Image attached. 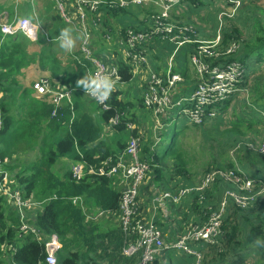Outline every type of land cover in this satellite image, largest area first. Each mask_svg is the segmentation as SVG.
Here are the masks:
<instances>
[{
	"label": "trees",
	"instance_id": "1",
	"mask_svg": "<svg viewBox=\"0 0 264 264\" xmlns=\"http://www.w3.org/2000/svg\"><path fill=\"white\" fill-rule=\"evenodd\" d=\"M61 1L64 7H67L65 10L68 12L69 20H65L60 14L57 0L52 1L55 13L51 15L46 14L48 10L44 7L42 0H25L26 9L20 7V15H27L32 21L43 22L44 27L39 26L38 36L34 41L19 33L14 36H6L1 42L0 91L2 95L0 98V119L2 125L0 127V171L9 173L6 183L12 189H20L24 197H31V199L40 203L39 208L34 210V219L29 221L36 226L41 238L37 239L31 233L20 235L19 216L12 210L11 205L6 202V198L0 194V264H46L44 240L50 234H56L60 243V248L56 253V264H137V255L127 257L122 253L126 241L132 239L133 236L125 233L120 221L119 201L122 185H120L118 179L89 174L76 179L71 175L70 168L61 176L57 175L52 169L53 165L58 164L59 157L73 153L75 147L80 148V153L74 151L72 161L79 160L92 165H99L106 156L114 155L117 151L123 150L129 135H137V129H127L124 122L130 120L138 124L137 116L131 109L134 105L144 107L141 97L136 98L134 101L123 98L119 87H114L106 100L109 108L102 109L101 105L97 104L100 110L99 117L106 125H108V119L115 113H124L119 124L110 127V130L113 131V136L110 137L113 141V147L106 142V137L103 136L105 139L101 138L102 130L100 126L85 110H82L78 116H69L65 119L66 113L70 114L72 109L78 107V102H72V97L75 94H84L83 91L79 92L76 89V80L88 73V68H92V62L82 48L73 49L70 52L61 51L58 48L60 55L57 54L55 49L57 40L55 39L60 37V27H57L55 34H50V38L45 39L47 29L49 31L55 30L54 26H51V22L57 18L73 22L76 25L75 29L79 31L81 44L83 42L79 19H71L70 17L75 12L74 0ZM192 1L201 3V0ZM35 2H38L40 7H38L39 13L34 16L32 5ZM186 3L191 5L188 0H186ZM70 5L71 8H68ZM115 6L102 3L98 8V12L101 11V13L96 35H99L98 39L102 44L104 43L102 39L110 43L109 51H112V46H115L112 41L106 40L102 34L109 30L113 35L114 24L111 23L110 19L114 20L117 25L126 28L132 25L123 24L122 19H117L128 15L130 11L141 10L140 6L129 8L119 4ZM4 7L8 9L10 12L8 14L12 18L14 14L13 5H8L0 0V11ZM86 12L89 13V11ZM149 12L150 10L147 13L149 14ZM89 15L96 17L99 13L92 12ZM133 27L140 28V26ZM120 33L121 28L117 31L118 35ZM41 38L44 39L41 40ZM95 41L98 40L93 42ZM232 41L240 43L238 49L240 54L226 56V59L239 60L243 68H247L251 62L255 64L264 63V23L255 19L253 29L245 32L235 25H227L216 48H223ZM31 64H37V70L45 73L44 75L47 74L53 86L72 88L73 93L70 100L56 107L48 94L40 95L34 89L25 86L24 69ZM117 69L119 79L115 84L130 80L131 72L126 62L118 61ZM248 82L249 77H245L241 85ZM252 90L253 85L250 84L248 90H243V93L248 91L251 98ZM253 94L257 95L258 102L251 99L254 106H258L259 102L264 101V89L258 88ZM84 95L87 100L93 101V99H89L88 95ZM232 100L233 108L239 107L241 104L251 108L244 100L237 99L234 96L223 101L218 109L223 111L229 108ZM259 107L262 106L259 105ZM54 108L56 112L52 115L51 111ZM188 121L190 124L186 123L187 125L184 124L177 129V131L183 130L182 136L185 128L190 125H200ZM221 121H226L225 118H222V113L218 114L216 118L204 121L201 125L208 122L216 126ZM251 126L252 121H248L245 125L247 129ZM61 128L64 131L61 136H57ZM126 131L128 132L127 140L122 136V133ZM222 131L231 134L239 130H237V127L232 126ZM158 134L160 140L157 142H155L154 132L148 135L146 139L140 137L139 159L148 164L146 176H150L153 180L149 179V181L154 182L155 186L160 188H167L172 183L177 184V181L174 182V180L178 179L185 183L189 182L186 181L189 176L184 174V170H180L181 174H178L176 170L177 168L182 169L185 163L183 148L179 147V145H182V141L179 139V143H177V133L175 131L171 133L166 147H163L162 144V132H158ZM28 146V149H31L32 152L35 151L33 155L22 162L21 168L14 167V164L10 167L14 155L20 151L26 152ZM57 167L58 169L61 168L60 165ZM214 167L221 168V170H233V163L229 162L227 166L215 164ZM261 170L263 171L261 172ZM261 170H259L261 172L260 178L264 180V169ZM174 172L182 178H176L167 184L174 177ZM211 189L206 190L204 200L199 201V198H195V201L189 204V211H181L184 218L193 222L200 220L203 222L212 210L217 209L216 204H211L208 201V198L211 197L209 193ZM148 194H150L148 187L143 185L140 196L143 195L142 198L148 201ZM214 196L217 195L214 194ZM73 197L79 198L76 203L72 202ZM137 200L140 216L149 219L147 205L146 207L145 204L143 206L139 201V196ZM178 206H180V203L176 204L175 207L178 208ZM171 207H173V204L168 202L166 205L167 210H170ZM192 207L194 213H197L194 216L188 215ZM100 210L104 211L101 216L87 218L89 215L94 216ZM238 210L236 208L235 212L238 213ZM152 212H156L154 223L161 228L164 238L168 240L160 225L162 215L159 209L155 208ZM173 215L174 213L171 212L170 216L167 215L163 219L174 221ZM226 215L227 213H222L221 232L216 243L198 242L192 244V246L197 247L196 249L201 254L200 263L204 258V250L208 247L206 255H211L217 264H225L226 253L240 243V239L237 238L240 228L234 222V215L233 213H230L227 217ZM256 219L260 221L258 212L256 213ZM253 227L254 229L259 228L258 225ZM183 229L180 227L172 228L169 240L175 239ZM259 231L260 233L255 234L254 232L253 235L256 241L264 240V230L260 228ZM169 256H174L175 259L185 258L193 260V262L196 260V257L192 254L177 249H168L156 255L147 264H169L171 263ZM229 263L226 262V264ZM175 264H178V262ZM208 264H211V261ZM237 264H239V261Z\"/></svg>",
	"mask_w": 264,
	"mask_h": 264
},
{
	"label": "rangeland",
	"instance_id": "2",
	"mask_svg": "<svg viewBox=\"0 0 264 264\" xmlns=\"http://www.w3.org/2000/svg\"><path fill=\"white\" fill-rule=\"evenodd\" d=\"M3 1L8 0H1V2ZM13 1L14 2H11V4H13L15 13L12 16L15 18H23L18 16L28 17L27 15H20V7L26 9L25 0ZM52 1L53 0H42L44 7L48 10V12L46 13L47 15L55 13ZM98 1L100 2V5L102 3L110 6L119 4L121 6H126L127 8L141 5V10L130 11L128 15H124L117 20L122 19L123 24L140 26V28L142 29L148 28L152 24L151 15L147 13L150 8L160 7L163 10L164 5V2H161L160 0H146L141 2L132 1L128 2L127 4H125V1L122 0V3L125 5L121 3V0ZM189 1L191 2V7H189L187 10L185 8L181 9V7H179V13L174 14V12H172L171 14H169L167 20L168 22H171L172 20L183 22L184 19L185 22L192 23L190 25L194 27L195 30L199 33V36L197 37L198 43L196 52L199 53L201 57L204 55H208L211 52L214 43L221 39L222 33L226 30L227 25H235L236 27H240L241 29H243L245 32L253 29L255 19L264 23V0H233L232 2L228 0H201V3L192 0ZM197 6H202V8H195ZM38 7H40V4H38V2L33 3L32 14L34 16L39 13ZM65 8L67 9V7ZM68 8H71V5L68 6ZM201 9L206 11L203 14L199 15ZM7 13L10 12L8 11ZM85 13L88 17L89 13ZM98 13L100 17L101 11ZM8 17L11 19L9 14ZM70 17L71 19H73L74 17L76 19L78 16L77 13L73 12ZM191 17H195L196 21L193 22ZM110 21L114 24V41H112V44H114L115 40L121 38L117 34V31L121 28V25H117L112 19H110ZM33 22L36 24V26L38 25V28L39 26L44 27L43 22H37L36 20H34ZM86 22L89 28L87 47L89 45L88 49L90 50V55L101 61H105L104 55L109 56L110 48L106 44H102L101 42H99V35L95 36V38H97L96 40L99 41L93 42V37L94 35H96V31L98 28L97 26L99 24H94L91 21L90 16L86 19ZM51 26H54L55 30L49 31V29H47L45 39L50 38V34H55V32L57 31V27H60L61 29L64 27H71L73 29V35L74 37H76V43L73 49L82 48L79 31L75 29L76 25L73 22L56 18L51 22ZM37 36L38 29L36 31L35 39H32V41L36 40ZM42 39L44 38H41V40ZM194 42L195 41L183 38H177L174 42H171L165 38L160 39L154 37L151 40H147L145 44L150 46L149 50H153L154 53L149 56L145 64L140 65V67L134 72L133 78L125 83H116L114 87H119L122 91L121 96L129 101H134L136 98L141 97L151 73H155L161 77L166 76L170 63L169 58L173 54L174 49L177 48L173 57L174 63L171 67V72H178L183 75V73L187 71V74L185 75V77H183L182 83L177 85H183L178 89L179 92H182L185 85H191L199 78V75L197 74L196 76H193V72H197V67L195 69V65L193 63H195L196 65L198 64V62H195L196 59L193 60L191 52L192 44ZM55 47L57 54L60 55L58 52L60 43L58 42ZM62 50L63 49H61V51ZM116 51V56L121 57V50L119 48H116ZM239 54L240 51L238 50L236 53H234V56H237ZM154 64H157V66H154ZM36 65L31 64L29 67L24 69L26 82L25 86L31 87V82H35L42 76H47V74L44 75L45 73L39 72ZM94 68L95 67L92 63V68H88L87 74H91ZM244 69V77H249L247 90L250 84L253 85L252 97L250 98L248 91L247 93H237L234 96L237 99L239 98L244 100L249 106H251V108L246 107L244 104H241L239 107L233 108V99L230 107L223 110L222 112L223 116L226 119L225 122L221 121L216 126L213 124H209L208 122L202 125L200 124L199 126L190 125L189 127L185 128L183 136V130L177 131V129L183 123L189 122L187 116L185 114L178 113V111H174L173 113H166V115L169 116L167 120L164 121L165 127H162L158 131L162 132V144L164 145L163 147H166L169 143L171 133L174 131L177 133V143H179V139L182 141V145H179V147L181 146L183 148L182 152L185 155V163L182 169L177 168L176 170L178 174H181L180 170H184V174L189 176L186 181L189 182L185 183L179 179L174 180L176 178H182L177 176L176 172H174V177H172V179L167 184L171 183L172 180H174V182L177 181V184L172 183L167 188H160L158 186H155L154 182L149 181L151 177L146 176L145 174L143 178V185L144 187H148V192L150 193L147 197L151 205H147V210L149 212V220L154 222V216L156 212H152L153 206H155L156 209H159L162 217H164V213H166L165 208L169 202V198L164 197V193L167 192L171 195H175L177 194L179 189L185 187L200 186L203 179L209 178L211 182L206 188H203L201 190H193L187 194H184L179 200L180 206H178V208L181 207L180 211H189V204L194 202L195 198L204 196L206 190L212 188L209 192L211 194V197L208 198V201L211 204H216V211L221 210V214L223 212L227 213V215L233 213L234 222L238 226V228H240V232L237 235V238L240 239V243L234 246L232 250L228 251V253H226L227 255L225 254V264L226 262H230L229 264H237L238 261L239 264L242 262V264H264V240L256 241L253 238L254 232L255 234L260 233V228L264 230V180L260 178L261 172L263 171L261 169H264V145L261 146V142L262 140H264V101L262 100V104L259 102V105L262 107H259V105L254 106L252 104V100L257 102V95L253 94L255 93L256 89H264V63L261 62L255 64L251 62L249 66ZM139 75L142 76V80H140ZM76 89L79 92L83 91L84 94L90 97L89 99H93L87 92H85V89L82 85L78 86ZM84 94L79 93L75 94L72 97V102L77 101L78 107L72 109L70 114L66 113L65 119H67L69 116H78L82 110H85L100 126L102 130L101 138L105 139L104 137H106V142L113 147V142L110 140V138L108 139V137L113 136V131L112 133H110V128L107 127L105 129L103 127V121L98 114V103L95 100L90 102L89 100H87ZM66 101L67 100L64 99L60 102V104H65ZM134 108L138 114V117L144 123V126H147V128H152L153 126L152 129L154 130L156 126V120H161V115L155 116L153 111L146 106L140 107V105H135L131 110H133ZM217 114H219V111ZM248 121H252V126L249 129L245 127ZM187 124H190V122ZM232 126L237 127V130L239 131H234V133L232 132L231 134H226L224 131H222L225 128H230ZM63 131L64 129L61 128L58 131L57 136H61ZM166 134H168V136H166ZM122 136L126 138L128 136V132H123ZM158 136L160 137V135ZM28 148L29 146L26 148V152L20 151L18 152V154L14 155V159L12 160L10 167H12L13 164L14 167H22V162L26 161L28 157L33 155V152H35L34 150L32 152L31 149ZM74 151L80 153V148L75 147ZM73 153H68L64 156L59 157L57 160L58 164L52 166L53 171H55L57 175L61 176L65 171L69 170L71 164L73 163ZM229 162L233 163L234 172L233 170H229L234 173L233 176L228 177L226 174L222 176L209 174L217 170V168L214 167L215 164H222L223 166H227ZM58 165H60V169H58ZM259 170H261V172ZM8 178L9 173H6L4 182L8 181ZM214 194H216L217 196H214ZM193 196L196 197L193 198ZM245 201H248V203L243 206ZM170 202L173 204V207H171L170 211L167 213V215L169 216L171 212L174 213L178 210V208L175 207L176 204H174L172 200ZM236 208L239 209L238 213L235 212ZM257 212L260 214V221L256 219ZM175 214L178 215L179 213L176 212ZM195 214L197 213H194V209L192 207L188 215L194 216ZM174 215L172 217H174ZM222 220L223 218L221 217V222ZM186 221L187 218H183L179 222L183 225H180L178 223L177 227L186 228L189 227L190 224H192V221ZM255 225H258L259 228L254 229L253 226ZM207 251L208 247H206L204 250V258L201 260V263L199 262L200 258H196L195 262H193V260H187L185 258L175 259L174 256H169V261L172 264H175L176 262H178V264H208L210 261L211 264H217L216 260L214 261L211 255H206Z\"/></svg>",
	"mask_w": 264,
	"mask_h": 264
},
{
	"label": "built area",
	"instance_id": "3",
	"mask_svg": "<svg viewBox=\"0 0 264 264\" xmlns=\"http://www.w3.org/2000/svg\"><path fill=\"white\" fill-rule=\"evenodd\" d=\"M124 1L127 4L132 1L141 2L146 0ZM160 1L164 2L163 10L160 7H158L159 9L150 10L149 15H151L152 24L148 28L142 29L128 26L124 29L123 33L121 32L118 35L121 38L115 40L114 43V46L121 50V58L129 65L131 78H133L134 72L140 65L145 64L149 56L154 53L153 50H149L150 46L145 44L147 40H151L154 37L160 39L165 38L171 42H174L177 38L195 41L192 44L191 52L193 60L196 59L195 62H198L197 65L193 63L195 69L197 67V72H193V76H196V74L199 75L198 80L191 85H185L184 90L179 92L178 89L183 85H177L182 83L185 74L171 72V67L174 63L173 57L177 50L175 48L169 58L170 63L166 76L161 77L155 73H151L141 95L143 105L150 108L155 116L161 115V120H156L154 129L155 142L160 140L158 131L162 127H165L164 121L169 116L166 115L167 112L173 113L174 111H178V113L185 114L191 122L201 124L206 120L216 118L218 111L219 114L223 112L218 109V105L223 103V101L247 89V83L241 85L245 79V69L239 60L226 59V56H232V54L238 51L240 43L232 41L223 48H216L219 45V40L214 43L208 55L201 57L196 52L198 31L190 25L192 23L178 20L168 22L167 20L169 14L178 12L179 7L184 9L187 6L186 0ZM228 1L232 2L233 0ZM74 5L75 13H77V18L81 24V32L84 36L82 49L95 67L91 74L107 71V75L109 77L112 76L114 81L118 82L119 75L117 66L112 65L108 67L103 61L92 57L87 47L89 29L86 23L85 12L89 11V13L95 12L98 14L100 2L98 0H75ZM57 7L65 20H69L68 12L65 10L66 8L61 0H57ZM91 21L98 25L100 21L99 15L92 18ZM37 29L38 25L36 26L30 18L13 17L10 19L7 11H2L0 13V50L1 42L6 36H14L21 33L32 40L35 39ZM103 36L108 41H114V37L109 30H106ZM30 88L34 89L40 95L48 94L56 107H58L62 100H70L73 93V89L70 87L53 86L47 76H42L35 82L33 81ZM93 100L95 99L93 98ZM106 100L98 103L102 109L109 108ZM55 112L54 108L51 114L54 115ZM123 115V112L115 113L108 119L107 127L110 128L111 126L119 124ZM222 118H225L223 113ZM124 124L129 130L137 129V124L130 120H126ZM1 125L2 121L0 119V127ZM263 142L264 140H262L261 146L264 145ZM139 143L140 132L138 131L137 135L129 136L128 142L123 150L117 151L114 155L106 156L99 165L86 164L79 160L73 161L70 166L71 175L76 179H80L86 174L119 179L122 185L119 201L120 221L125 233L133 236L132 239L126 241L122 248V253L127 257L137 255V264H147L156 255L168 249L181 250L187 254L194 255L198 259L201 258L200 252L196 249L197 247L195 245L192 246V244L198 242L216 243L217 237L221 232L222 211H216L217 209L211 211L207 219L203 222L201 220L198 222L192 221V224L177 234L175 239L166 240L161 228L153 221L146 219L144 216H140V211L138 210L137 198L139 186L148 170V164L139 159ZM233 172L217 168L216 171L209 174L218 176L226 174L229 177L234 175ZM4 180L5 177L0 181V194L6 198V202L11 205L12 210L19 216L20 235L31 233L35 238H41L36 226L29 221L34 219V210L39 208L40 203L31 199V197H24L20 189H12ZM210 182V179L206 178L202 180L200 186L181 188L175 195L166 192L164 193V197L169 198V201L172 200L174 204H177L184 194L193 190L206 188ZM78 199V197H73L72 202L76 203ZM247 203L248 201H245L243 206ZM103 213L104 211L100 210L94 216L89 215L87 218H95L101 216ZM164 215L167 216V211ZM59 248L60 243L56 234H50L46 237L44 240L46 264H56V253Z\"/></svg>",
	"mask_w": 264,
	"mask_h": 264
},
{
	"label": "crops",
	"instance_id": "4",
	"mask_svg": "<svg viewBox=\"0 0 264 264\" xmlns=\"http://www.w3.org/2000/svg\"><path fill=\"white\" fill-rule=\"evenodd\" d=\"M4 2H6V4H8V5H13V4H11V2L13 3L14 1L13 0H8V1H4ZM188 2H189V0H188ZM198 2V1H197ZM196 2V3H197ZM196 3H193V4H196ZM15 7V6H14ZM189 7H191V5H189V3L187 4V6L185 7V9L187 10ZM202 8V6H197V7H195V8ZM151 9H156V8H150V10ZM185 10V11H186ZM2 11H8V9H6L5 7L4 8H2V10L0 11V13L2 12ZM185 11H184V13H185ZM206 10H200V12H199V15L200 14H203L204 12H205ZM14 13H15V10H14ZM177 13H179V12H175L174 14H177ZM90 14V13H89ZM90 16V15H89ZM88 16V17H89ZM87 17V15H86V19L88 18ZM90 18L92 19V18H94V17H91L90 16ZM73 19H75V17L73 18ZM191 19H192V21L193 22H195L196 20V18L195 17H191ZM183 21H184V19H183ZM87 23V22H86ZM89 29V28H88ZM124 29H125V27H121V32L123 33L124 32ZM103 35V34H102ZM95 36H97V35H94V37H93V41L94 40H96L97 38H95ZM198 36H199V33H198ZM95 38V39H94ZM55 40H57V42L55 43V45H57V43L59 42V39H55ZM103 41H104V43L103 44H106L108 47H109V45H110V43H108V42H106L104 39H102ZM99 41V40H98ZM114 45V44H113ZM82 47V46H81ZM116 54H117V51H116V47H113L112 46V51H110V54H109V56H106V55H104V60L105 61H103L108 67H111L112 65H114V66H117V62L118 61H121L122 60V55H121V57H117L116 56ZM116 56V57H115ZM123 61V60H122ZM154 66H157V64H154ZM183 74H187V71H185ZM110 77H112V76H110ZM139 78H140V80H142V76L141 75H139ZM119 90H121V89H119ZM1 92V91H0ZM1 95H2V93H1ZM1 97V96H0ZM135 106V105H134ZM132 112H134V114L137 116V119H138V124L136 125L137 126V132L139 131L140 132V137L141 138H144V139H146L147 137H148V135H150L151 133L153 134V132H154V130L152 129L153 128V126H152V128H147V126H144V123L141 121V119L138 117V114H137V112L135 111V108L133 109V110H131ZM98 114H100V110H99V112H98ZM188 123V122H187ZM184 124H186V123H183L182 125H184ZM181 125V126H182ZM103 127L106 129L107 128V125L105 124V123H103ZM180 127V126H179ZM110 133H112V130H110L109 131ZM130 136V135H129ZM110 138V137H109ZM141 138H140V140H141ZM126 140H127V137L125 138ZM110 140L112 141V138H110ZM113 142V141H112ZM115 148V147H114ZM7 182V181H6ZM142 187H143V180H142V182L140 183V186H139V192H138V196H139V201L143 204V206H144V204L145 205H151L150 204V202H149V200L147 201V200H145L144 198H142L143 197V195H141L140 196V193L142 192ZM204 198H205V196H202V197H200L199 198V201H202V200H204ZM170 202V201H169ZM177 204H179V203H177ZM156 207L155 206H153L152 207V210L153 209H155ZM166 209V208H165ZM167 211V213L170 211V210H166ZM176 212H178L179 214L177 215V214H175ZM176 212H174V218H175V220L174 221H168V220H164L163 219V217L161 216V219H160V225L162 226V228H163V230H164V235L168 238V239H170V237H171V234H172V228H176L177 227V224L184 218V216L182 215V213H181V211H180V209L178 208V210L176 211ZM166 215H164V217H165ZM186 222H188V220L186 221ZM180 225H183L182 223H179Z\"/></svg>",
	"mask_w": 264,
	"mask_h": 264
},
{
	"label": "clouds",
	"instance_id": "5",
	"mask_svg": "<svg viewBox=\"0 0 264 264\" xmlns=\"http://www.w3.org/2000/svg\"><path fill=\"white\" fill-rule=\"evenodd\" d=\"M60 48L65 51H71L76 43V37L73 35L71 27L60 29L59 37ZM83 86L85 91L93 97L97 103L106 100L114 90L115 81L107 75V71L97 72L95 74H86L76 80V86Z\"/></svg>",
	"mask_w": 264,
	"mask_h": 264
},
{
	"label": "water",
	"instance_id": "6",
	"mask_svg": "<svg viewBox=\"0 0 264 264\" xmlns=\"http://www.w3.org/2000/svg\"><path fill=\"white\" fill-rule=\"evenodd\" d=\"M5 175H6L5 172H3V171L0 172V181L5 177Z\"/></svg>",
	"mask_w": 264,
	"mask_h": 264
}]
</instances>
